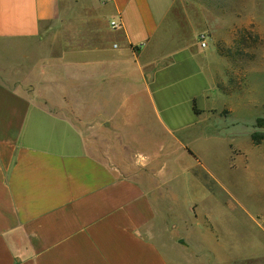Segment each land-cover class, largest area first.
<instances>
[{
  "label": "crops",
  "instance_id": "0c3cea01",
  "mask_svg": "<svg viewBox=\"0 0 264 264\" xmlns=\"http://www.w3.org/2000/svg\"><path fill=\"white\" fill-rule=\"evenodd\" d=\"M177 2L0 0V51L16 57L0 72V264H185L191 236L172 216L176 195L186 210L207 202L202 177L212 174L180 135L220 117L217 107L190 106L184 125L162 107L194 65L210 85L206 100L214 89L195 39L144 57L157 35L164 44L178 32L171 12L187 15ZM20 49L42 51V60ZM93 139L117 152L150 146V181L93 154Z\"/></svg>",
  "mask_w": 264,
  "mask_h": 264
},
{
  "label": "rangeland",
  "instance_id": "374dc122",
  "mask_svg": "<svg viewBox=\"0 0 264 264\" xmlns=\"http://www.w3.org/2000/svg\"><path fill=\"white\" fill-rule=\"evenodd\" d=\"M185 3L186 7L178 0L174 9L184 11L186 17H177L174 12L170 15L179 26L178 32L164 44L161 35H157L144 56L155 59L169 55L179 48V41L181 45H193L195 39V51L202 58L207 55L206 62L200 60L198 66L214 78L213 92L206 100L202 92L210 85L196 79L194 65L178 74V83L171 87L173 96H161L167 116L184 125L193 118L191 97L196 99L194 106L199 109L219 108L220 118L201 120L192 134L180 135L203 158L212 174L202 177L212 195L207 202L186 210L184 194L175 197L179 201L172 216L180 229L191 236V241L184 245L189 252L180 257L185 264H264V0ZM198 35L205 36V49L199 47ZM25 49L19 50L21 57L36 53V61L42 60L38 54L42 51ZM11 52L0 51L8 54L0 55L3 74L11 70L10 59L16 58ZM159 66H149L147 74L162 68ZM253 135L258 136L256 142L252 141ZM92 141L95 144L89 149L93 154L115 160L123 172L150 181L148 172L154 168L145 160L150 146L117 152L119 147L102 145L99 143L102 140ZM169 148L176 153L173 145ZM135 150L141 151L142 157ZM145 175L148 177L142 178Z\"/></svg>",
  "mask_w": 264,
  "mask_h": 264
},
{
  "label": "built area",
  "instance_id": "2783aa9c",
  "mask_svg": "<svg viewBox=\"0 0 264 264\" xmlns=\"http://www.w3.org/2000/svg\"><path fill=\"white\" fill-rule=\"evenodd\" d=\"M110 27H111L112 29H114V28L117 27V24H116L115 22H111V23H110ZM197 40H198L199 47H200L201 49H205L206 46H207L205 36H204V35H198Z\"/></svg>",
  "mask_w": 264,
  "mask_h": 264
},
{
  "label": "trees",
  "instance_id": "16d2710c",
  "mask_svg": "<svg viewBox=\"0 0 264 264\" xmlns=\"http://www.w3.org/2000/svg\"><path fill=\"white\" fill-rule=\"evenodd\" d=\"M192 111L194 112V114H198V112L196 111V109H195V106H194V102H193V105H192ZM258 123H260V121H258ZM256 137H258L257 135H253L252 136V141L253 142H256L255 140H256Z\"/></svg>",
  "mask_w": 264,
  "mask_h": 264
}]
</instances>
